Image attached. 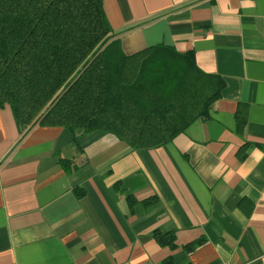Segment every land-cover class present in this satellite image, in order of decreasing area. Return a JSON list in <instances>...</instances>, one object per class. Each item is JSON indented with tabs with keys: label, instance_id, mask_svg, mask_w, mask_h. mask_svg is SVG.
I'll return each instance as SVG.
<instances>
[{
	"label": "crops",
	"instance_id": "crops-1",
	"mask_svg": "<svg viewBox=\"0 0 264 264\" xmlns=\"http://www.w3.org/2000/svg\"><path fill=\"white\" fill-rule=\"evenodd\" d=\"M104 10L126 55L193 51L224 80L222 97L209 119L145 151L107 133L76 144L56 127L20 140L0 109V264H264V0H104ZM157 230L177 248L159 246Z\"/></svg>",
	"mask_w": 264,
	"mask_h": 264
},
{
	"label": "trees",
	"instance_id": "trees-1",
	"mask_svg": "<svg viewBox=\"0 0 264 264\" xmlns=\"http://www.w3.org/2000/svg\"><path fill=\"white\" fill-rule=\"evenodd\" d=\"M121 43L104 0H0V109L11 108L20 140L34 126L56 127L70 131L76 144L82 135L107 133L145 151L210 118L225 82L203 72L193 51L163 43L126 55ZM236 120L241 135L247 118L237 112ZM60 164L70 169L68 161ZM153 237L177 248L174 232L157 230Z\"/></svg>",
	"mask_w": 264,
	"mask_h": 264
}]
</instances>
